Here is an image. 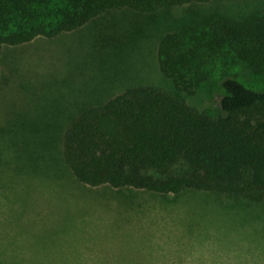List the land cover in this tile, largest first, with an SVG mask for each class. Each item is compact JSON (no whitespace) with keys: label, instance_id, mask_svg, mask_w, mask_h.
Returning <instances> with one entry per match:
<instances>
[{"label":"rangeland","instance_id":"1","mask_svg":"<svg viewBox=\"0 0 264 264\" xmlns=\"http://www.w3.org/2000/svg\"><path fill=\"white\" fill-rule=\"evenodd\" d=\"M215 12L236 19L264 14V0L157 10L137 19L120 43L109 37L134 15L117 10L75 33L4 47L0 264H264V202L191 189L93 187L62 157V132L79 111L133 86L172 90L159 68L160 40L203 27ZM244 74L264 85V75ZM219 89L203 83L185 96L215 114Z\"/></svg>","mask_w":264,"mask_h":264},{"label":"trees","instance_id":"2","mask_svg":"<svg viewBox=\"0 0 264 264\" xmlns=\"http://www.w3.org/2000/svg\"><path fill=\"white\" fill-rule=\"evenodd\" d=\"M217 1L0 0V76L5 46L75 33L117 10L134 15L109 37L120 43L146 14ZM157 55L172 90L133 86L70 119L61 145L72 174L93 187L191 189L264 202V85L244 74L264 75V14L236 19L215 12L199 29L167 32ZM203 83L220 88L215 114L186 99Z\"/></svg>","mask_w":264,"mask_h":264}]
</instances>
